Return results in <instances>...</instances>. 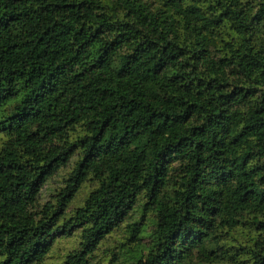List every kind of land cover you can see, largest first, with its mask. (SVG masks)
I'll return each instance as SVG.
<instances>
[{
	"label": "trees",
	"instance_id": "obj_1",
	"mask_svg": "<svg viewBox=\"0 0 264 264\" xmlns=\"http://www.w3.org/2000/svg\"><path fill=\"white\" fill-rule=\"evenodd\" d=\"M64 240L264 264V0H0V264Z\"/></svg>",
	"mask_w": 264,
	"mask_h": 264
},
{
	"label": "rangeland",
	"instance_id": "obj_2",
	"mask_svg": "<svg viewBox=\"0 0 264 264\" xmlns=\"http://www.w3.org/2000/svg\"><path fill=\"white\" fill-rule=\"evenodd\" d=\"M115 239H122L120 234L118 233L117 235H114L111 240L113 241H110L108 244L105 245L104 248L108 247V246H114L113 242L115 241ZM127 240V239H126ZM71 240H64L60 243H58L57 245H55V247L53 248V250L51 251V255L48 256L47 260H46V264H54L55 262L56 263H59L61 261L60 257H58L59 255H62L64 252H68L71 247ZM117 245V244H115ZM105 258H109V256L105 257ZM108 264H111L110 262H108Z\"/></svg>",
	"mask_w": 264,
	"mask_h": 264
}]
</instances>
